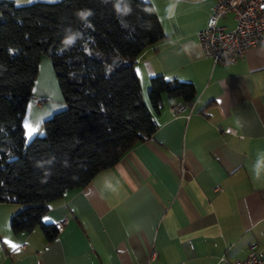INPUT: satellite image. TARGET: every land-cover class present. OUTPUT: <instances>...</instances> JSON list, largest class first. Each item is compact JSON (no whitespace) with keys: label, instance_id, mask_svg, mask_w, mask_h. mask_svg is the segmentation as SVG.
<instances>
[{"label":"crops","instance_id":"obj_1","mask_svg":"<svg viewBox=\"0 0 264 264\" xmlns=\"http://www.w3.org/2000/svg\"><path fill=\"white\" fill-rule=\"evenodd\" d=\"M148 1L166 37L137 57L143 98L149 103L150 80L163 75L195 86L193 109L175 115L172 106L186 101L164 94L150 138L50 203L44 223L68 221L51 242L39 228L14 234L21 206L0 204V264H234L253 244L264 264V47L214 65L198 38L214 0H172L163 16ZM219 24L233 29V15ZM36 107L41 121L65 104Z\"/></svg>","mask_w":264,"mask_h":264},{"label":"trees","instance_id":"obj_2","mask_svg":"<svg viewBox=\"0 0 264 264\" xmlns=\"http://www.w3.org/2000/svg\"><path fill=\"white\" fill-rule=\"evenodd\" d=\"M117 3L131 12H118ZM88 11L87 20L76 15ZM165 37L148 0H0V204L21 206L11 217L14 234L39 228L53 241L59 231L43 221L50 203L150 138L164 94L195 98L192 83L163 75L151 78L149 103L143 98L137 57ZM43 55L66 108L42 122L44 135L27 141L23 120Z\"/></svg>","mask_w":264,"mask_h":264},{"label":"built area","instance_id":"obj_3","mask_svg":"<svg viewBox=\"0 0 264 264\" xmlns=\"http://www.w3.org/2000/svg\"><path fill=\"white\" fill-rule=\"evenodd\" d=\"M233 15L235 27L231 30L219 24L220 20ZM198 38L205 56L214 65L231 66L244 59L249 49L264 47V0H214L212 15L206 27L198 33ZM34 103L43 106L48 103L43 98H35ZM186 109H193L192 102L177 103L171 110L175 115L182 114ZM182 167V175H185ZM68 224L63 220L55 224L60 232ZM157 258L156 253L151 256ZM220 264H231L221 259ZM234 264H263L257 246L250 245L247 257Z\"/></svg>","mask_w":264,"mask_h":264},{"label":"rangeland","instance_id":"obj_4","mask_svg":"<svg viewBox=\"0 0 264 264\" xmlns=\"http://www.w3.org/2000/svg\"><path fill=\"white\" fill-rule=\"evenodd\" d=\"M154 1H155V6L157 7V9L159 11V14L162 16L165 15L168 12V9L171 8L170 5L172 4V0H154ZM37 91H38V94H39V92L45 94V95H40V96H42L43 99L48 101L47 104L43 105L45 107H48V106L52 105L53 103H57L60 100L64 101L63 96H62L60 89H59V86H58V82L56 79L54 69L52 67L51 60L46 55H43L40 59L38 76H37L35 84L32 88V96L28 102L26 112H25V116H24V120H23L24 128H26L28 131H29V129L32 128V130H33V128H34V135L27 138V135L25 134L27 141H30L36 135H44V131H43V129H41L42 122L44 120L52 117L53 114H55L56 112H59V111L64 110L66 108V105L63 108L61 107L62 109H60L58 107L59 110H57L54 113H51L48 117L41 119V121H39V119L35 120V118L38 117L37 115H40L42 113V109L37 108L36 107L37 105L34 103V100L32 99L33 94H35V92H37ZM40 107H42V106H40ZM40 118H41V116H40ZM35 122H36V124H35Z\"/></svg>","mask_w":264,"mask_h":264},{"label":"clouds","instance_id":"obj_5","mask_svg":"<svg viewBox=\"0 0 264 264\" xmlns=\"http://www.w3.org/2000/svg\"><path fill=\"white\" fill-rule=\"evenodd\" d=\"M116 8H117L118 12H122L124 14H127V13L131 12V8L130 7L125 6L124 8H121L120 3L116 4ZM76 15H77V17H79L82 20H87V18L89 16H91L92 13L90 11H88V12H78V13H76ZM70 39H75V36L70 37ZM65 43H67V41H65ZM36 166L39 167V168H43L44 164L41 163V162H38ZM45 176H50V172H45Z\"/></svg>","mask_w":264,"mask_h":264},{"label":"snow or ice","instance_id":"obj_6","mask_svg":"<svg viewBox=\"0 0 264 264\" xmlns=\"http://www.w3.org/2000/svg\"><path fill=\"white\" fill-rule=\"evenodd\" d=\"M31 131H32V130H31V129H29V134H30V135H31ZM13 247H14V248H16V246H15V245H13Z\"/></svg>","mask_w":264,"mask_h":264}]
</instances>
